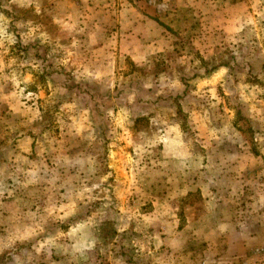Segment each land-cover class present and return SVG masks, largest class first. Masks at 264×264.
I'll return each mask as SVG.
<instances>
[{
    "label": "rangeland",
    "instance_id": "374dc122",
    "mask_svg": "<svg viewBox=\"0 0 264 264\" xmlns=\"http://www.w3.org/2000/svg\"><path fill=\"white\" fill-rule=\"evenodd\" d=\"M0 264H264V0H0Z\"/></svg>",
    "mask_w": 264,
    "mask_h": 264
},
{
    "label": "crops",
    "instance_id": "0c3cea01",
    "mask_svg": "<svg viewBox=\"0 0 264 264\" xmlns=\"http://www.w3.org/2000/svg\"><path fill=\"white\" fill-rule=\"evenodd\" d=\"M174 224H175V223H174ZM174 227H175V226H174L173 224L170 226V228H172V229H173Z\"/></svg>",
    "mask_w": 264,
    "mask_h": 264
}]
</instances>
